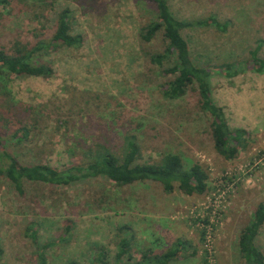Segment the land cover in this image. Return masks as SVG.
Wrapping results in <instances>:
<instances>
[{
	"label": "rangeland",
	"instance_id": "rangeland-1",
	"mask_svg": "<svg viewBox=\"0 0 264 264\" xmlns=\"http://www.w3.org/2000/svg\"><path fill=\"white\" fill-rule=\"evenodd\" d=\"M0 4V45L12 51L51 39L58 13L69 9L71 32L83 37L79 48L60 46L38 55L54 69L50 78L10 75L6 108L21 124L16 107L39 111L38 127L22 142L17 125L5 129V151L18 164L47 163L64 169L82 162L89 147L102 144L117 156L124 137L135 136L140 163L178 154L185 168L197 162L207 172V189L187 195L166 193L157 182L117 185L99 176L68 185L24 182L19 194L0 176V264H39L37 245L27 234L37 231L47 264H115L121 237L131 238L128 256L118 264L161 253L185 242L170 264H246L239 235L259 203H264V72L251 58L260 44L264 58V0H166L181 21L210 15L215 26L183 28L193 61L213 69L212 96L233 129L246 131L235 158L216 152L210 116L199 105L195 85L178 99L161 87L172 78L150 60L162 53L161 33L151 41L140 32L156 19L149 0H5ZM237 63V64H236ZM225 64L239 73L222 74ZM5 103V101H2ZM28 112H22L27 116ZM28 120V118H27ZM264 255V224L256 237Z\"/></svg>",
	"mask_w": 264,
	"mask_h": 264
},
{
	"label": "trees",
	"instance_id": "trees-1",
	"mask_svg": "<svg viewBox=\"0 0 264 264\" xmlns=\"http://www.w3.org/2000/svg\"><path fill=\"white\" fill-rule=\"evenodd\" d=\"M156 6V19L149 22L140 32V38L149 42L159 33L166 41L165 50L162 53L154 54L150 60L153 64L162 66L164 62L170 63L163 68V74L171 75L172 78L166 81L161 87L163 96L167 99H178L183 96L187 89L195 85L199 97L200 108L209 114L211 137L214 148L226 159L235 158L239 146L244 143L246 131L241 128L233 129L229 126L224 110L219 106L212 96L211 77L213 69L219 67H206L196 64L191 56L188 42L183 37V28H195L199 26H215L219 30H225L226 24H222L215 16L194 21H181L177 19L170 10L166 0H149ZM5 0H0L5 3ZM71 16L69 9H63L58 13L54 33L49 40H40L34 44L16 45L12 51H8L0 45V176L7 179L13 188L23 194L24 182H42L52 185H68L83 178L106 177L117 185H129L147 181L159 183L166 193H171L175 188L187 195L202 194L207 189V172L202 166L195 162L185 168L182 158L175 153H166L157 162L140 163V146L135 136L124 137L123 152L117 156L102 144L89 147L82 162L72 164L64 169L41 163L18 164L16 157L5 151V129L17 125L13 130V139L22 142L27 139L32 131L38 127V113L34 108L24 109L16 107L21 124H14L15 116L9 117V109L6 102L10 93L6 90L7 80L10 75L15 76H38L50 78L54 69L49 61L38 60V55L47 54L57 47L66 46L79 48L82 45L83 37L80 34L71 32ZM258 44L252 51L249 62H252L257 72H264V58L258 57L260 49ZM237 64V63H236ZM236 64L223 65L222 74L227 77L235 76L239 69ZM5 101V103H2ZM22 116V112H28ZM28 118V120H27ZM264 224V203H259L254 210L253 216L245 225L239 235V252L246 264H264V255L256 245V237ZM27 233L31 240L37 245L39 264H47L45 249L52 243L38 244L37 231L32 229ZM131 238L123 236L117 244L115 253V264H118L124 256H128L131 248ZM185 248V242L181 239L176 241L166 251L161 253L148 252L138 260L127 258L124 264H170L178 250ZM1 252V251H0ZM98 264H105L104 254L100 252ZM68 264H82L77 260H70Z\"/></svg>",
	"mask_w": 264,
	"mask_h": 264
}]
</instances>
